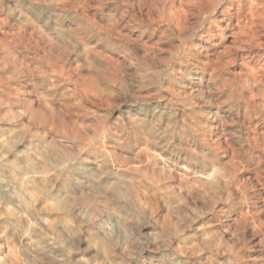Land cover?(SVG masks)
<instances>
[{"label":"clouds","instance_id":"obj_1","mask_svg":"<svg viewBox=\"0 0 264 264\" xmlns=\"http://www.w3.org/2000/svg\"><path fill=\"white\" fill-rule=\"evenodd\" d=\"M101 7L103 4L96 0H76L72 4L66 0H15L14 5L0 0V22L7 24L9 17H15L19 31L31 27V34H26L24 40L18 39L15 32L11 38L6 35L0 40V93H3L0 107L8 105L9 94L5 89L10 81L36 73L33 63L39 57H31L29 53L35 51L37 41L48 36L46 29L61 37L57 64L68 65L66 79L76 86L71 94L80 91L82 84L95 81L98 91L94 94L100 98L91 101L96 104L98 130H89L90 135L85 132L61 139L41 138L32 152L36 161L48 162L50 184L59 183L66 195L77 194L74 221H67L69 226L63 235L45 237L47 246L34 240L23 242L27 232L20 240L13 238L10 250L0 254V264H178L180 250L173 241L175 237L183 238V230L190 228L191 223H185L183 218L175 223H159L154 205L147 201L166 189L157 185L145 192L140 181L147 178L127 177L129 169L125 165L135 159L134 153L146 143L160 144L162 151L169 154L166 170L171 164L185 173L181 180L186 183L197 180L206 185L207 199L199 197L204 199L205 207L198 212L192 209L197 216L207 215L221 201L247 204L248 193L255 186L250 179H242L241 174L251 176L259 169L258 182L264 187V167H261L264 165V83L246 73L205 90V81L199 73H206L207 69L198 63L204 49L191 33L181 39L182 54L170 65L167 61H154L147 71L138 67L134 73L114 78L97 59L95 48L108 50L113 35L109 26L116 19L110 17L102 25L87 15L88 9ZM58 8L63 11H56ZM75 8L82 11L76 12ZM68 20L76 26L64 29L62 26ZM260 20L264 21V14ZM221 31L215 25L200 39L212 45L221 38ZM93 37L95 43L90 44ZM245 59L241 53V61ZM258 86L261 90L252 92ZM225 88H231L233 95L221 100ZM144 89L152 94L141 95ZM245 89L252 95L245 97ZM256 97L260 103L254 106L255 110L245 108L235 117L231 132L216 134L220 128L215 123L219 107L214 118L210 111L214 104L230 103L236 107L241 101L250 104ZM161 99L165 100L163 104L159 103ZM21 115L27 113H17L14 119L19 120ZM3 119L8 120L9 116ZM28 131V127L20 129L22 135ZM3 143L7 146V136ZM212 171L216 178L209 182L207 174ZM12 176L15 178V172ZM133 180L137 182L134 184ZM8 182L5 178L4 183ZM141 195L145 200L140 199ZM154 217L156 230L142 231ZM250 227L247 218L218 225L212 239L206 237L201 241L199 259L203 264H264V230L254 231L246 238L245 231ZM7 232L5 225L0 236ZM84 242L87 248L81 247ZM89 250L94 254L87 259L82 253ZM145 250L149 251L148 256L144 255ZM185 253L189 254V250L185 249Z\"/></svg>","mask_w":264,"mask_h":264},{"label":"rangeland","instance_id":"obj_2","mask_svg":"<svg viewBox=\"0 0 264 264\" xmlns=\"http://www.w3.org/2000/svg\"><path fill=\"white\" fill-rule=\"evenodd\" d=\"M7 2L14 5L15 0ZM66 2L72 4L76 0ZM96 2L102 3L103 7L88 9L89 18L102 25L110 17L116 19V22L109 26V31L113 35L108 50L98 46L95 48L98 53L97 59L114 78L127 76L128 72L134 73L138 67L140 71H147L154 61H167L170 65L182 54L183 50H179L181 39L191 33L204 49L198 57V63L207 69L206 73H199L205 81V90L216 87L217 84L234 81L238 74L246 73L253 74L264 83V21L260 20L264 14V8L261 7L264 6V0H96ZM73 10L82 11L79 8ZM56 11L63 9L58 8ZM215 25H219L222 30L221 38L209 45L200 37L206 35L208 29L214 28ZM75 26L68 20L62 27L70 29ZM46 31L48 36L37 41L35 51L29 53L31 57H39L33 63V67L37 69L36 73L10 81L5 89L9 94L8 105L0 107V231L5 225L8 226L7 234L0 236V254H6L11 248L13 238L20 240L24 232L28 235L23 237V242L34 240L47 246L45 237L63 235L69 226L67 221L69 219L74 221L76 216L74 201L77 194L66 195L60 190L59 183L53 185L48 182V162L35 160L32 156V152L35 151L34 145L41 138L61 139L79 136L85 132L90 135L89 130L96 131L100 127V122L95 117L96 104L91 103L100 99L94 94L98 91L96 82H86L80 86V91L75 95L71 94L76 86L66 79L68 65L57 64L61 55V37L52 31L47 29ZM13 32L18 39L24 40L26 34H31V27H26L23 32L19 31L15 17H9L7 24L0 22V40L6 35L11 38ZM94 43L93 37L90 44ZM112 49L118 51L114 52ZM241 53L246 57L244 61H241ZM140 58L143 60L142 65ZM54 84L58 87H53ZM260 90L258 86L252 92ZM252 92L245 89V97L251 96ZM151 94L152 91L149 89L141 90V95ZM232 95L233 90L225 88L220 94V99L228 100ZM164 102V99L159 101L161 104ZM259 103L260 98L256 97L250 104L241 101L236 107L230 103L214 104L210 109L214 118L219 107V118L215 119V123L219 124L220 128L216 130V134L231 132L235 127L237 114H242L245 108L253 111L254 106ZM17 113L27 115H21L20 119L16 120L14 117ZM4 116H9V119H3ZM23 127H28L29 131L22 135L20 129ZM257 130L259 131V128ZM5 136L8 137L7 146L3 143ZM224 139H227V135ZM134 156L135 159L125 165L129 169L127 177L147 178L140 181L145 192L157 185L166 189L165 192L155 193L147 201L154 205L159 223L168 221L175 223L182 218L185 223H191L190 228L183 230V238L175 237L173 241L175 247L180 250V255L177 256L178 264H194V260L196 264H203L197 255L200 252L201 241L206 237L212 239L220 224L234 223L247 218L252 227L246 229V238L254 231L264 230L261 229V222H264V187L258 182L259 169L251 176L241 174L242 179H250L255 186L248 193L247 204L221 201L216 203L207 215L197 216L192 209L198 212L205 207L204 199H207L204 196L207 191L205 184L197 180L186 183L180 178L185 173L179 167L172 168L171 164L167 165L166 170L165 161L169 154L162 151L160 144H143ZM180 165H183L182 161ZM13 172L15 178L12 176ZM5 178L9 181L7 184L4 183ZM215 178L214 171L207 174L209 182H214ZM136 182L133 180L134 184ZM140 199L145 200V196L141 195ZM155 223L154 217L150 225L142 231L145 233L155 231ZM81 247L87 248L86 242L82 243ZM185 249L189 250V254L186 255ZM93 254L92 250L82 253L87 259ZM144 255L148 256L149 251L145 250Z\"/></svg>","mask_w":264,"mask_h":264},{"label":"bare ground","instance_id":"obj_3","mask_svg":"<svg viewBox=\"0 0 264 264\" xmlns=\"http://www.w3.org/2000/svg\"><path fill=\"white\" fill-rule=\"evenodd\" d=\"M222 5V4H221ZM45 188V187H44ZM42 194V193H41ZM44 195V194H43ZM7 251V250H6Z\"/></svg>","mask_w":264,"mask_h":264}]
</instances>
